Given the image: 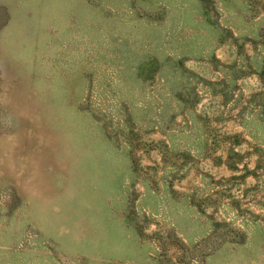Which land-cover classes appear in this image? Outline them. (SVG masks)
Segmentation results:
<instances>
[{
  "label": "rangeland",
  "instance_id": "374dc122",
  "mask_svg": "<svg viewBox=\"0 0 264 264\" xmlns=\"http://www.w3.org/2000/svg\"><path fill=\"white\" fill-rule=\"evenodd\" d=\"M0 264H264V0H0Z\"/></svg>",
  "mask_w": 264,
  "mask_h": 264
}]
</instances>
